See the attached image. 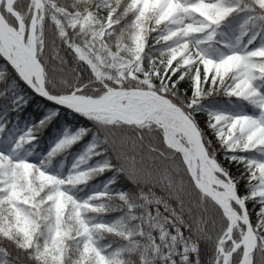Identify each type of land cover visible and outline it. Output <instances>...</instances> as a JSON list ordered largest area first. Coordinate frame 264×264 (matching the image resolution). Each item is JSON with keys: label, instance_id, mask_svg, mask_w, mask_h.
Wrapping results in <instances>:
<instances>
[{"label": "snow or ice", "instance_id": "obj_1", "mask_svg": "<svg viewBox=\"0 0 264 264\" xmlns=\"http://www.w3.org/2000/svg\"><path fill=\"white\" fill-rule=\"evenodd\" d=\"M0 84V264H264V0H0Z\"/></svg>", "mask_w": 264, "mask_h": 264}, {"label": "trees", "instance_id": "obj_2", "mask_svg": "<svg viewBox=\"0 0 264 264\" xmlns=\"http://www.w3.org/2000/svg\"><path fill=\"white\" fill-rule=\"evenodd\" d=\"M0 87H2V84H0ZM221 160H223V157H221ZM225 166H227V164H225ZM231 170H232L233 174H236L235 167H232ZM122 184H123V182H122ZM248 207H249V209L252 208L251 203L248 204ZM197 211H198V210H197L195 207H193V212H194V214L197 213ZM253 219H254V217H253Z\"/></svg>", "mask_w": 264, "mask_h": 264}]
</instances>
